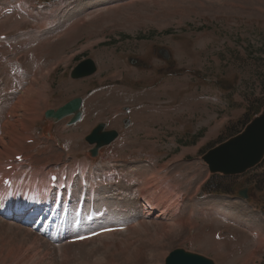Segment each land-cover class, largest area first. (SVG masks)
Masks as SVG:
<instances>
[{
  "label": "rangeland",
  "instance_id": "374dc122",
  "mask_svg": "<svg viewBox=\"0 0 264 264\" xmlns=\"http://www.w3.org/2000/svg\"><path fill=\"white\" fill-rule=\"evenodd\" d=\"M13 1L0 0V36L10 35L0 40V164L27 146L30 174L90 165L105 184L92 200L108 208L106 221L120 222L98 230L130 228L66 245L0 218V264H165L179 248L217 264H264V192L254 187L264 186V175L203 191L212 177L201 159L264 106V0H29L44 2L29 19L4 16ZM87 58L98 71L72 80ZM77 97L82 121L48 129L46 111ZM100 123L120 138L93 160L85 138ZM33 185L15 195L48 202L45 186ZM245 186L258 213L233 198Z\"/></svg>",
  "mask_w": 264,
  "mask_h": 264
},
{
  "label": "water",
  "instance_id": "95a60500",
  "mask_svg": "<svg viewBox=\"0 0 264 264\" xmlns=\"http://www.w3.org/2000/svg\"><path fill=\"white\" fill-rule=\"evenodd\" d=\"M87 64L91 63L87 62ZM90 67L92 68L91 71L86 64L80 65L73 77L80 79L92 74L95 69L93 65ZM81 105L82 100L78 99L65 106L55 115L53 112L47 115L49 119H52V115L60 119L68 114H74L72 121L74 123L81 117ZM104 128V125L99 126L87 139L91 145L96 144L94 154L117 137L116 132L105 133ZM203 160L209 167L211 174L225 177L240 176L259 166L264 161V108L251 120L241 134L208 151L203 156ZM166 264H215V262L203 255L178 249L169 255Z\"/></svg>",
  "mask_w": 264,
  "mask_h": 264
},
{
  "label": "bare ground",
  "instance_id": "6f19581e",
  "mask_svg": "<svg viewBox=\"0 0 264 264\" xmlns=\"http://www.w3.org/2000/svg\"><path fill=\"white\" fill-rule=\"evenodd\" d=\"M31 11H32V10H31ZM49 14H50V13H49ZM53 14H54V13H53ZM24 17H25V16H24ZM26 17H27V16H26ZM40 17H42V16H40ZM29 18H30V17H28V19H29ZM33 19H34V18H32L31 20L33 21ZM16 20H17V19H16ZM34 21H35V20H34ZM38 21H39V20L37 19V22H38ZM6 22H7V21H6ZM40 22H41V21H40ZM42 22H43V21H42ZM42 22H41V23H42ZM10 23H11V22H10ZM44 23H45V22H44ZM50 23H51V22H50ZM35 24H36V23H35ZM35 24H33V26H34ZM47 24L49 25V23H47ZM36 25H37V24H36ZM40 25H41V24H40ZM44 25H45V24H43V26H44ZM37 26H38V25H37ZM37 26H36V27H37ZM43 26H42V27H43ZM2 27H3V26H2ZM2 27H1V28H2ZM38 27H39V26H38ZM3 28H4V27H3ZM21 28H22V27H21ZM43 28H44V27H43ZM45 28H46V27H45ZM45 28H44V29H45ZM47 28H48V27H47ZM33 30H34V29H33ZM4 32H5V31H4ZM28 32H29V31H28ZM54 32H55V31H54ZM57 32H58V30H57ZM62 32H63V30H62ZM1 33H2V32H1ZM6 33H7V31H6ZM2 34H3V33H2ZM30 34H32V32H31ZM33 34H34V33H33ZM33 34H32V35H33ZM36 34H37V33H36ZM55 34H56V32H55ZM24 35H25V34H24ZM27 35H28V34H27ZM33 36H34V35H33ZM33 36H32V37H33ZM8 37H9V36H8ZM8 37H7V38H8ZM27 37H30V36L28 35ZM32 37H31V38H32ZM46 38H47V37H46ZM41 39H42V38H41ZM31 40H32V39H31ZM25 41H26V40H25ZM33 42H34V41H33ZM44 42H45V41H44ZM7 43H8V41H7ZM10 43H11V42H10ZM12 45H13V44H12ZM9 48H10V47H9ZM15 54H16V53H15ZM7 62H8V61H7ZM5 94H6V93H5ZM29 96L31 97V95H28L27 97H29ZM27 99H28V98H27ZM24 100H25V99H24ZM22 101H23V99H22ZM24 102H25V101H24ZM16 123H17V122H16ZM18 124H21V123H18ZM14 125H15V123H14ZM49 146H51V145H49ZM34 149H35V148H34ZM45 165H46V164H45ZM35 169H36V168H35ZM157 174H158V173H157ZM91 175H92V174H91ZM83 177H84V175H83ZM161 178H162V177H161ZM84 179H85V177H84ZM156 179H157V178H156ZM161 180H162V179H161ZM157 181H158V180H157ZM38 183H39V182H38ZM32 187H33V186H31V189H34V188H35V187H33V188H32ZM39 187H40V186H39ZM162 187H163V186H162ZM162 187H161V188H162ZM16 188H17V187H16ZM26 188H27V187H26ZM166 188H167V187H166ZM39 189H40V188H39ZM41 189H42V188H41ZM152 189H153V188H152ZM162 189H163V188H162ZM156 190L158 191V188H156ZM167 190H168V189H167ZM30 191H31V190H30ZM152 191H153V190H152ZM159 191H160V190H159ZM164 191H165V190H164ZM27 192H28V191H27ZM170 192H171V190H170ZM48 193H49V192H48ZM160 193H161V192H160ZM163 193H164V192H163ZM163 193H162V194H163ZM17 194H18V193H17ZM19 194H20V193H19ZM21 194H22V193H21ZM153 194H154V193H153ZM165 194H166V193H164L162 196H165ZM41 195H43V193H42ZM89 195H90V194H89ZM150 195H151V194H150ZM40 197H41V196H40ZM157 198H158V197H157ZM143 199H144V198H143ZM164 199H165V197H164ZM44 200H45V199H44ZM45 201H46V200H45ZM172 201H173V200H172ZM174 201H175V200H174ZM145 203H146V202H145ZM178 203H179V202H178ZM1 204H3V203H1ZM118 204H119V203H118ZM36 205H37V204H36ZM147 205H148V203H147ZM155 205H156V204H155ZM169 207H170V206H169ZM169 207L166 206L165 209H166V208H169ZM34 208H36V207L34 206L33 209H34ZM149 208H150V211H152V212L155 213L156 209H155V207H154L153 205H151ZM170 210H171V209H170ZM161 211H162V210H161ZM168 211H169V209H168ZM168 213H169V212H168ZM39 214H40V213H37V210L34 209L32 215H30L29 217H30V218H33V219H34V218H38V219H39V218H43V214L40 215V216H39ZM158 214H159V213H158ZM16 218H17V219H20L21 217H16ZM179 218H180V217H179ZM3 225H4V224H2V226H3ZM176 226L178 227V225H176ZM0 227H1V226H0ZM3 228H4V227H3ZM5 228H6V227H5ZM4 230H5V229H4ZM9 230H10V229H9ZM11 232H12V231H11ZM5 233H6V232H5ZM17 234H18V233H17ZM8 235H9V234H8ZM10 235H11V234H10ZM15 235H16V234H15ZM171 235H172V234H171ZM0 241H1V240H0ZM35 241H36V240H35ZM10 242H11V241H10ZM28 242H29V241H28ZM33 243H34V240H33ZM38 243H39V242H38ZM1 245L3 246L2 243H1ZM2 246H1V247H2ZM19 246H20V245H19ZM27 249H29V248L27 247ZM36 249H37V248H36ZM25 250H26V249H25ZM38 250H39V249H38ZM0 251H1V250H0ZM22 259H23V258H22ZM24 259H25V258H24ZM37 264H38V263H37ZM125 264H126V263H125Z\"/></svg>",
  "mask_w": 264,
  "mask_h": 264
},
{
  "label": "trees",
  "instance_id": "16d2710c",
  "mask_svg": "<svg viewBox=\"0 0 264 264\" xmlns=\"http://www.w3.org/2000/svg\"><path fill=\"white\" fill-rule=\"evenodd\" d=\"M260 106H262V105H259V107H260ZM256 112H257V111H256ZM210 185H211V186H220V184H219L218 181H217V182H215V181H211L210 184H209V186H210Z\"/></svg>",
  "mask_w": 264,
  "mask_h": 264
}]
</instances>
